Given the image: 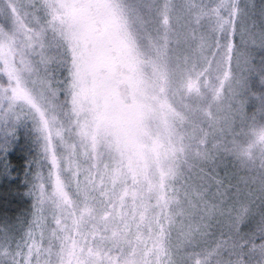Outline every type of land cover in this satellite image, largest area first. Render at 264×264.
Listing matches in <instances>:
<instances>
[{"label": "rangeland", "instance_id": "374dc122", "mask_svg": "<svg viewBox=\"0 0 264 264\" xmlns=\"http://www.w3.org/2000/svg\"><path fill=\"white\" fill-rule=\"evenodd\" d=\"M8 93L0 260L264 264V0H0Z\"/></svg>", "mask_w": 264, "mask_h": 264}, {"label": "clouds", "instance_id": "9594fccd", "mask_svg": "<svg viewBox=\"0 0 264 264\" xmlns=\"http://www.w3.org/2000/svg\"><path fill=\"white\" fill-rule=\"evenodd\" d=\"M0 112L3 113L2 119L14 120L15 106L11 100V93H8L6 99L2 103H0ZM20 255V251H18L16 248H12L10 259L0 260V264H24V262L19 258Z\"/></svg>", "mask_w": 264, "mask_h": 264}, {"label": "trees", "instance_id": "16d2710c", "mask_svg": "<svg viewBox=\"0 0 264 264\" xmlns=\"http://www.w3.org/2000/svg\"><path fill=\"white\" fill-rule=\"evenodd\" d=\"M234 213V212H233ZM260 223H259V226H264V206L260 209ZM251 229L249 228V227H245V228H242L241 229V233L243 234V235H248V234H250L251 233ZM263 234H264V231L262 232ZM260 243H261V240H260ZM260 248V247H259ZM245 253V252H247V248L246 247H244V248H241V253ZM246 258H247V256H246ZM229 264V263H228ZM230 264H232V263H230Z\"/></svg>", "mask_w": 264, "mask_h": 264}]
</instances>
